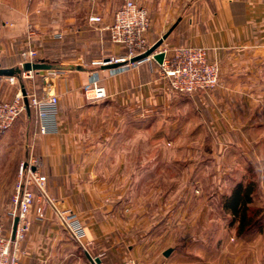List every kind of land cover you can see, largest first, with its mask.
I'll return each mask as SVG.
<instances>
[{
	"label": "rangeland",
	"instance_id": "obj_1",
	"mask_svg": "<svg viewBox=\"0 0 264 264\" xmlns=\"http://www.w3.org/2000/svg\"><path fill=\"white\" fill-rule=\"evenodd\" d=\"M126 1L0 0V42L14 29V9L26 12L27 36L34 37V28L29 29L33 22L29 12H34L47 24V38L57 39L56 46L48 42L44 47H59L63 56L52 58L62 64L65 73H78L77 66L99 68L94 63L109 59L104 56L111 54L107 48L113 46L108 34L100 31L102 22L111 23L115 11ZM135 1L149 12V41L153 46L164 34L163 25L169 16L185 14L196 0ZM175 9L176 13H170ZM91 16L100 17L102 22L91 24ZM29 49H22L20 57ZM90 61L93 64L89 65ZM39 79H20L15 86L29 85L42 98L44 85ZM221 84L219 81L217 87ZM177 95L179 106L166 113L148 114V106H136L129 100L127 105L102 104L78 113L70 109L72 113L64 116L72 122L73 115L74 126L67 119L66 132L74 135L73 143L64 142L67 154L61 160L62 182L70 184L73 176L79 184L94 185V189L81 193L93 199L98 213L102 208L110 210L115 220L111 224L119 227L109 245L110 264L128 259L138 264H264V143L255 139L252 127L235 125L233 117L245 111L230 109L229 94H218L221 99L217 104L204 107L205 120L200 118L197 99ZM77 96L87 101L84 88ZM72 101L69 94L64 103ZM211 117L218 118L220 125H206ZM61 118L59 100L60 128L54 136L62 130ZM76 150L79 153L74 157ZM20 167L18 160L0 153V202L6 201L11 187L17 185ZM249 182L256 183L250 209L259 212L258 224L239 235L238 223H233L234 217L225 212L223 203L237 184ZM47 193L55 198L48 187ZM12 210V205L0 206V225L8 233L13 226ZM59 210L74 212L70 208ZM74 213L84 223L85 219ZM69 235L66 233V238ZM23 242L25 239L20 254ZM169 249L172 253L166 257Z\"/></svg>",
	"mask_w": 264,
	"mask_h": 264
},
{
	"label": "crops",
	"instance_id": "obj_2",
	"mask_svg": "<svg viewBox=\"0 0 264 264\" xmlns=\"http://www.w3.org/2000/svg\"><path fill=\"white\" fill-rule=\"evenodd\" d=\"M59 4L61 8V2ZM19 5L21 7V3ZM176 10L178 9L170 13H176ZM24 13L26 14L20 9H14L12 12L15 17H12L15 20L14 29H11L10 33L6 34V39L0 42V67H21L23 64V59L20 57L21 50L30 48L37 51L38 60L52 64L55 69L47 72L46 80L45 76L38 73H35L33 80L40 78L44 85V94L49 92L45 82L48 81L50 91L59 96L61 115L64 119L61 118L62 130L58 135H41L37 127L36 113L30 109L6 135L0 136V153L18 160L20 165L30 160L35 163L34 169L37 168L41 175L47 176L46 190L48 187L49 194L59 202V207H56L57 204L55 207L70 208L85 219L86 237L79 242L72 238L56 209L49 206L41 220H35L33 215L32 227L23 242L20 264H92L87 254L94 259L99 258L100 264H110L111 237L117 229L119 230L116 224H111L115 220H112L110 210L102 208L98 213L99 207H96L93 199L81 193V190L94 189V185L79 184L73 176L70 184L61 180L63 172L61 160L67 154L64 151V142L69 140L73 143L74 135L66 132L69 124L72 128L74 126L73 115L70 117L72 122L66 116L70 109L78 113L102 104L123 106L128 100L136 106H148L146 110L148 114H156L160 111L166 113L179 106L178 93L161 77L155 60L115 69L104 67L85 69L81 66L84 71L77 69L75 71L78 73L73 75L65 73L62 64L58 65V60L52 58L63 56L62 51L59 52V47L55 49L44 47L48 42H54L56 46L57 42V39L47 38V34L44 33L47 24L41 23L34 12H29V16L33 19L29 29L33 27L35 34L34 37H28V23ZM111 23L103 21L100 29L102 34H108L110 42V33L105 28ZM175 23H177L176 27L161 48L203 47L207 50L210 60L219 66V81L222 84L212 91L202 92L195 97L189 96L195 102L196 99L198 100L200 118L205 120L206 109L212 106V102L217 104L220 101L218 94H229L230 109L245 111L233 117L235 125L252 127L255 139L264 143V0H196L185 14L175 18L169 16L166 23L164 22L163 27L166 29L161 38ZM4 24L6 23H2V26ZM107 50L111 54L104 57L119 58L125 55L123 48L118 45L113 44ZM93 62L90 61L89 65ZM93 83L105 88L106 98L86 101L77 96L81 89ZM20 88L21 86L8 83L6 79H0V100L13 99ZM26 88L31 90L29 85H26ZM69 94H72L73 101L67 105L64 100L68 99ZM209 111L211 112L210 109ZM212 111L216 113L215 110ZM205 124L216 126L219 124L218 118L211 117V122L207 121ZM30 127L32 134L28 133ZM78 153L76 150L72 156L76 157ZM32 190L39 196L40 192L36 187H32ZM15 192L16 184L11 187L6 201L0 202V206L12 205ZM66 233L70 238H66Z\"/></svg>",
	"mask_w": 264,
	"mask_h": 264
},
{
	"label": "built area",
	"instance_id": "obj_3",
	"mask_svg": "<svg viewBox=\"0 0 264 264\" xmlns=\"http://www.w3.org/2000/svg\"><path fill=\"white\" fill-rule=\"evenodd\" d=\"M90 22L100 23L102 19L91 16ZM150 26L148 10L135 0H127L114 13L112 23L105 28L110 33L111 42L121 46L125 55L119 58L103 59L94 64L103 67L110 60L132 65L130 63L132 58L145 53L151 47ZM161 47L158 53L162 52L165 56L162 64H158L159 73L175 92L195 96L202 92L212 91L218 86L219 66L210 60L205 48L197 46ZM37 55L34 50L25 51L22 54L23 63L37 61ZM147 60L154 59L151 56L144 61ZM35 73L34 71L23 72L20 77H9L8 81L15 85L20 79L33 80ZM44 78L46 80L47 77ZM45 82L49 92L45 93L42 98L21 85L12 100H0V133L10 130L27 113L22 88L26 91L30 109L36 113L39 134L52 135L59 131V97L50 91L48 81ZM85 96L91 101L101 100L107 97V92L103 86L93 83L85 88ZM34 168L35 163L32 161L21 164L16 192L12 199L13 218L18 217L19 223L14 237L13 230L8 233L4 225H0V264H20V245L32 227V217L35 215V220H41L48 205L56 209L60 220L75 240L81 241L86 237L84 223L74 212L61 211L55 207L56 200L51 198L46 190L47 177ZM32 187L38 189L39 196L34 193ZM118 264H138V262L128 259Z\"/></svg>",
	"mask_w": 264,
	"mask_h": 264
},
{
	"label": "water",
	"instance_id": "obj_4",
	"mask_svg": "<svg viewBox=\"0 0 264 264\" xmlns=\"http://www.w3.org/2000/svg\"><path fill=\"white\" fill-rule=\"evenodd\" d=\"M176 25L177 23H175L171 27V29L159 41H157L153 46H151L145 53L132 58L130 60V63L132 64L139 63L152 56V58L158 64H162L165 55L162 52L158 53V50L163 45L164 41L168 38L169 34L174 30ZM108 62L109 63L107 65L103 66L104 68L115 69V68L127 65L126 62H111L110 60H108ZM54 69L55 68L52 64L46 61H43V60H37L35 62H25L22 64L21 67H16V68H1L0 67V78L20 77L23 72H30V71H34L41 76H45L47 72L53 71ZM76 69L82 70V68L79 66H77ZM22 91H23V94L25 95L26 109L27 111H30L29 102H28V99L26 98V91L24 88H22ZM18 223H19V218L16 217L14 219V225H13V231H12L13 237L15 236ZM171 253H172V250L169 249L164 253V255L168 257ZM87 257L92 264H100L101 262L99 258L94 259L89 254H87Z\"/></svg>",
	"mask_w": 264,
	"mask_h": 264
},
{
	"label": "trees",
	"instance_id": "obj_5",
	"mask_svg": "<svg viewBox=\"0 0 264 264\" xmlns=\"http://www.w3.org/2000/svg\"><path fill=\"white\" fill-rule=\"evenodd\" d=\"M256 192V183L237 184L232 193L224 198V210L230 213L238 223L239 235H244L258 224V211H252L250 205L253 203Z\"/></svg>",
	"mask_w": 264,
	"mask_h": 264
}]
</instances>
